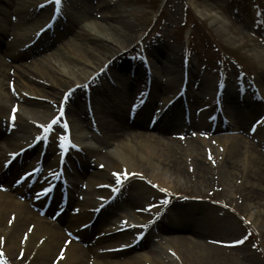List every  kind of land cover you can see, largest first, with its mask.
I'll return each instance as SVG.
<instances>
[{
    "label": "bare ground",
    "instance_id": "obj_1",
    "mask_svg": "<svg viewBox=\"0 0 264 264\" xmlns=\"http://www.w3.org/2000/svg\"><path fill=\"white\" fill-rule=\"evenodd\" d=\"M11 1L13 2L9 3L7 1L8 9L0 10V14L5 17L17 15L18 21L16 24L11 23V30L18 28L19 25L27 24L28 21H32L33 18L37 16L43 18L46 12L45 10H36V8L34 11L33 9L27 11L26 0ZM71 1L73 4H76L75 6H80L79 2H81V4L84 5L82 9H85L82 16L75 17L74 19L69 18L67 24L70 23V27L68 29L73 32L75 29L72 28H76L80 21H88L91 19L96 7L91 5L89 0L79 2L78 0ZM107 9L111 10L110 3H104L102 5V11ZM101 18L103 22H99L100 24L98 22H92L95 26L94 29L99 35L92 33L91 31H93V29H91V31H83L78 33L76 39L69 41L67 44L68 46L75 47L74 51L81 55V58L87 63L92 65L95 64L94 66H96L98 62L97 59L91 55L92 52L101 56L114 50L110 45L104 43L102 38L108 37L113 40L118 37L116 27L112 23L117 21L120 22V13L117 11L112 13L105 12V15H102ZM41 22L42 21H39V23ZM39 23H36L34 27L30 28V31L32 32L34 29H37L36 27H39ZM213 23L216 25L217 29L224 32L228 30V28H226V21L223 17L214 18ZM104 24H106V26ZM66 26L67 25H64V27ZM123 28L125 29V27ZM6 34V31L1 32L0 45L5 44L4 37ZM125 34L131 36L130 32H125ZM61 35H63V33ZM78 38H80V43H76V40H79ZM55 39L54 36H52V38L42 42L40 45H33L24 51H21V47L16 48L17 45L15 46V43L10 45L6 43V45L3 46L2 54L4 57L13 60V63L9 64L0 57V151L4 150L2 152L3 156L7 149L15 151L13 147L19 148L17 140H21L19 137L20 134H26V137L28 136L26 140L37 134L39 130L35 125L36 121L45 122L50 116L48 113L53 107L50 104L46 105L47 100L42 102L28 99L23 95L21 90L29 92L27 94L41 95V97L45 99L48 98L46 93L56 97V95L59 94L57 91L59 87L71 83L60 77L64 75L72 76L73 85L79 81H86L92 71H97L99 67L96 66L93 69L85 70L82 75L76 76L72 69L75 60H72V62L65 61L61 57L60 53L57 52L60 48L54 49ZM17 40L19 41V39ZM116 40L119 41L120 44H123V40ZM128 45L129 44L125 46L122 45L124 50L125 48L128 49L126 47ZM79 47L88 50L90 54L87 55L83 51H80L78 49ZM50 50H56L57 53L47 54ZM131 50L132 49L124 51L112 61V64L110 63L105 68V70H108L110 73V76L117 78L122 84L118 89H114V91H116V99H111L107 96L109 92L108 89H110L109 86L104 85L105 88H99L96 92H101L103 94V99L97 100L94 95L90 96L89 99L91 100H87V102L91 104L94 112V115L91 116L87 113L86 101L82 99V94L80 93L81 89L77 88V97L74 94H72V96L68 94L67 101H69V103L64 106L67 118L71 123L72 132H74V139L83 144V134L80 131V134H78L79 129L94 130V132L98 134V137L95 136V139L99 144V149L82 148V151L85 153L84 155L88 156L89 159H84L85 156L82 154L80 155V171H77L73 176V189L75 192L82 191L78 185L79 180L85 179L87 181L90 189L84 194H88L86 198V202L88 203L87 208H91V210L79 212V215L75 217L69 216L65 218L64 215H62L56 222H52L45 217H41L39 213L41 206L40 203L35 201V198V200H31L30 198L29 200L21 202L20 197H26L30 190H26L24 186L19 188L14 187L12 185L13 176L17 173L19 165H23L25 162L26 156L30 157L33 151H38L37 148L41 150L43 147L42 144L35 145L34 149L31 147V150L23 155L20 162L14 158L9 164L5 165V161L9 158L8 156V158L4 160V163H0V182L5 181V183L7 182L10 186V191L7 193L0 190V251L12 264H189L190 262L195 263L196 261L203 263L207 259L213 260L209 249L222 250L223 244L217 241L218 239L215 237L220 234L218 232H212L218 229L216 226L218 223L217 218L203 212L206 209H210V207H202L201 210L203 211H201L200 214L203 216L197 219V223L203 222L205 224L204 227L203 225L196 227L195 224H190L195 219L189 215L188 217H183L181 214H178L180 216L171 219L167 216H162L161 218L158 217L155 221L154 219L149 220L147 217L149 211L144 203L148 201L145 192H152L153 187L155 189H163V191L170 188L178 195V198L182 196H193V188L198 190L199 193L197 196L208 195L223 198L218 187L220 182L223 180L226 183L234 174L235 176L239 174L245 179L244 185L240 186L242 189H240L238 193L235 192L230 198L229 203L234 208L242 202L243 206L246 204L256 209L263 208L264 190L262 184H264V144L258 135L253 136L251 139L240 136L222 138L211 137L210 140L216 141L219 148L222 150L216 153L215 148H213L214 152L204 153V156H202L198 151L202 145H208L206 139L209 138H205L207 136L206 131L208 130V126L205 119L202 117H199L200 119H198V121L195 120V124L196 126L202 127L200 129L204 130V137H193L191 135L185 138L184 142L176 137L177 128L173 126L155 125L154 130H158V136H150L143 131L149 130L148 114L149 111L153 109L154 105L161 100H166V96L169 93L175 94V92L171 90L176 88L179 89V87L181 90L182 80L185 78V74H183L185 68L182 58L179 57L177 52L173 49L158 43L156 45L150 44L147 50H145L146 56H149L152 69V73H150L153 79L151 90L152 100L148 107L142 110L141 114L129 119V113L131 112L130 104L133 102L132 98L135 95L136 89L138 87L140 88L146 76V71L144 67H142L143 64L139 62L140 60L136 61V63H130V60L126 59V53L131 52ZM134 52L135 51L131 53L133 54ZM42 54L45 55L41 56ZM25 56H34V65H36V73L34 75L28 74L31 70L28 65L19 66L17 64V61ZM254 56L264 63V49L255 51ZM39 57L42 59L40 60ZM120 59H122L123 63L118 64V60ZM56 60L65 64V66L68 67V72L50 64L51 61ZM106 61L107 60H104L103 64ZM103 64L100 67H102ZM39 66H42L43 70ZM130 66L136 76V79L132 82L128 81L126 77V73L130 70ZM10 68L15 69V73H17V75H14L15 78H13L12 73L9 71ZM156 71L163 74V76L165 74L171 76L173 79L172 82L168 84L162 83L156 75ZM70 72L72 73L69 74ZM105 74L106 71L102 74L104 80L106 78ZM186 78L187 84L185 90L187 91V89L194 87L198 89L197 93H200L199 96L198 94L194 95L196 97L195 102H199V100L212 101L218 92L216 84L217 78L207 75L202 76L199 72L194 71L192 66H189L187 69ZM12 79L16 80L14 86L18 88V91H14L13 93L8 89L10 88ZM224 79L227 78L224 77ZM94 80L95 78L91 79L90 82ZM32 82L39 83L40 86H36ZM257 83L260 87L263 102H253L252 98L255 96L254 93L245 92L246 95L243 94L240 96L235 86L231 84V82H228V80L227 85H225L220 92V95H225V101L228 106H237V103H240V101L249 106V110L242 113L240 118L236 117L241 127H246L256 119L255 116L258 114L259 110L264 107V79L261 77L259 81L257 80ZM45 86L52 87L56 89V91L53 89L45 91ZM98 93H96V95ZM162 95H165V97ZM8 103L17 105L18 108H20V111L17 113V118H14L11 126H9L11 120L8 114L11 109L8 108L6 113ZM21 110L26 111V114H30L32 118L28 119L23 116ZM13 127L14 131L11 130ZM223 128H230V125L225 124ZM179 133H182V130H180ZM125 135H130L131 139H126L124 137ZM168 135H171L170 138ZM35 137L36 136H34L32 140H34ZM52 144L55 145L54 142H52ZM69 148L68 154L76 152L74 151L75 147L72 145H70ZM213 153H215L214 156H212ZM42 154L44 162L49 163V167H56L57 169V156H54V151L52 149L49 151L46 150ZM42 158L40 157V159ZM242 161L247 163V168L243 167ZM16 162L19 163L16 164ZM91 164H94L95 169L91 168ZM74 166L77 165L74 164ZM6 169H8L9 174L5 171ZM28 169L29 168H25L24 171ZM54 170L55 169H51L50 171ZM117 174H120V178L127 175L137 180L138 186L135 190L136 193L126 194L120 202L115 203L111 207L109 206L112 202H109L98 210L102 202L109 201L113 197L109 191L104 195V200L100 203L97 202L94 197L91 198L92 193H96L95 187L101 183H105V181L101 179L117 178ZM167 176H173L177 181L181 182L183 180L184 182L182 185L175 188V186L173 187L169 184ZM202 188L204 191L201 190ZM228 188L231 191L233 189L229 180L226 189L228 190ZM74 191L72 193H74ZM69 192L68 190V193ZM118 196H120V194L116 192L112 201L118 199ZM167 198L168 196H166V199ZM73 201L74 198L71 195L68 207L71 206L70 203ZM34 207H37L38 211ZM52 211L53 209H49L46 213L50 215ZM118 211L121 212V215H123L125 211H129V213L133 214L134 218L139 217V219L145 220L147 228L150 227L151 224H154V230L158 229V232L165 236L167 240L166 246H161L160 248L149 247L145 255L115 260L113 256L123 255L125 253L114 252L108 249L114 248L116 245H98L112 239L116 235L117 229H127L130 226L128 222L119 224L120 221L117 220L118 224L114 223L117 225V229L115 227L114 229L103 228L98 237L91 236L92 233L89 232L88 229L85 231L78 229L80 225L87 222L89 227L91 225V230L102 228L106 222L111 221L112 215H114L115 212V216H117ZM95 214L96 216H94ZM121 218H124V216H121ZM78 222L79 224H77ZM141 242L142 240L138 244ZM223 242L228 241L225 240ZM85 243H88L86 248L83 247ZM133 249L134 248L131 250ZM168 251L174 254L173 256L176 260L173 259L174 257L172 255L166 254ZM162 252L166 254L163 255L164 260L159 257ZM171 258L174 261H171ZM179 259H181V261H179Z\"/></svg>",
    "mask_w": 264,
    "mask_h": 264
},
{
    "label": "rangeland",
    "instance_id": "obj_2",
    "mask_svg": "<svg viewBox=\"0 0 264 264\" xmlns=\"http://www.w3.org/2000/svg\"><path fill=\"white\" fill-rule=\"evenodd\" d=\"M12 3L11 0H0V10L8 9V4ZM26 10L30 11L31 9L41 7H46V12L44 14V18H40V16L33 18L32 21H28L27 24L19 25L18 28H15L14 30H11L12 25L16 24L18 21L17 15H10L9 17H5L2 14H0V34L3 31H6V35L4 37L5 44L0 45V57L3 58L7 63H13V60L10 58H5L2 54L3 46L6 45V43L13 44L15 43L16 48L22 47L27 41L31 39L33 33L30 31L32 27L36 25V23H39V21L44 20L47 16H49L51 12V0H26ZM48 1V2H47ZM83 1V0H78ZM89 3L96 7V10L94 11L93 15L91 16V19L88 21H80L79 24H77L76 28L73 32L72 30L68 29L70 27V23L66 24L67 26L64 27L62 23L61 26L58 27V29L55 31V47L54 49L60 48L59 52L61 57L65 61H71L75 60V64L72 65L73 73L77 75H82L85 70H90L91 68H95L96 66H99L97 68L98 75H101L100 71L105 68L106 65H109L112 60L116 59L120 53L124 51L123 46L126 44H129L126 46L127 48H130L135 45V48H132L133 51L136 52H145L147 50L148 46L150 44H162L165 45L168 48L173 49L177 52V55L181 57L182 59L190 58L193 60V63L196 66V71H199V73L207 76H211L214 78H217V80H220L222 75L228 76V82H232L233 84L237 81L240 82L239 86H243L247 83L254 82L255 85H253L258 92H260V87L258 86L257 80L259 81L260 78L264 79V63L260 61L256 56H254V52L257 50L264 49V0H89ZM104 3H110L111 10H104L107 13H112L114 11H117L120 13V22H114L112 23L118 32V37L116 39L123 40V44H120L119 41L116 39H109L108 37H103L102 41L108 45H110L114 50L110 53H107L105 55L99 56L97 53H91V55L94 56V58L97 59L96 66L87 63L84 59L81 58V55H79L77 52L74 51L75 47L68 46L67 44L69 41H72L73 39H76V36L78 33L83 31H91L94 34H98L96 30L94 29V25L92 22H103L102 15H105V12L102 11V5ZM80 6H75L76 4H73L71 0H64L63 1V7L65 6L67 13H65V18L63 21H66L69 18H75L82 16L84 14L85 9H82L84 5L79 2ZM50 6V8H49ZM113 7V8H112ZM187 7L189 10H186ZM189 17V22L185 23L187 25H184V21ZM222 18L226 21V28L228 30L226 32L217 29L216 25L213 23L214 18ZM42 19V20H41ZM122 20V21H121ZM37 21V22H36ZM41 24V23H39ZM92 24V25H91ZM100 24V23H99ZM106 26V24H104ZM125 27V29L123 28ZM8 31V32H7ZM125 32H130L131 36H128L125 34ZM63 33V35H61ZM51 35V33L49 34ZM49 35H44L39 41L40 45L42 41H47L50 37ZM80 35V34H79ZM99 35V34H98ZM52 36V35H51ZM111 38V37H110ZM19 39V41L17 40ZM79 40H76V43H80ZM136 39V40H135ZM17 40V41H16ZM135 40V41H134ZM86 41V40H85ZM156 42V43H153ZM137 44V45H136ZM139 44V45H138ZM123 45V46H122ZM152 46V45H151ZM80 51H83L85 54H90V52L84 48L79 47ZM121 49V50H120ZM126 49V48H125ZM120 50V51H119ZM56 50H50L47 52V54L55 53ZM56 52V53H57ZM136 54V53H135ZM135 54H129L126 55V59L130 60L131 63V56H136ZM45 54H42L41 56H44ZM117 56V57H116ZM109 59H108V58ZM41 60L42 58L39 57ZM49 59V58H48ZM99 59V60H98ZM101 59V60H100ZM107 60L105 64L100 67L103 64V61ZM117 61V60H116ZM92 62V61H91ZM122 59L118 60V63L121 64ZM203 62H205L203 64ZM34 56H25L17 61V64L20 65H28L30 67V71L28 74H35L36 73V65H34ZM123 63V62H122ZM51 65H55V67H59L63 69L65 72H68V67L65 66V64L56 61H51ZM147 64V63H146ZM203 64V65H201ZM148 65V64H147ZM42 70L43 67L39 66ZM57 68V69H59ZM194 70L195 67L193 66ZM115 69V68H114ZM9 71L12 73V75H17L15 73L14 68H10ZM106 71V70H105ZM95 72L96 70L92 71ZM108 72V70H107ZM70 72L69 74H71ZM109 76L107 79L111 82L108 83L107 80L104 79H97L92 84H87L88 88H85L86 90L83 91V95L88 93V90H90L92 93V96H96L97 100L103 99V94L100 92H96L100 85L102 84V87L104 85L109 86L110 89H108V94L111 99H116V91L114 89H118L122 84L118 81L117 78L111 76L108 72ZM126 77L128 81H134L131 80L130 74L131 69L127 71ZM156 75L158 76L159 80L164 83L168 84L172 82V77L165 74H160L156 71ZM60 77V76H59ZM176 77V76H173ZM239 77V79H237ZM63 80H68L71 83L63 85L62 87H59L57 89L58 93L56 97L50 95L49 93H46L48 96L46 105L50 104L53 107H55L58 104L59 97L61 96V93L65 91V89H69L72 86L73 77L69 75H64L62 77ZM170 78V79H169ZM242 80V81H241ZM263 81V80H262ZM13 85L16 84V80L12 79ZM36 86H40L39 83L32 82ZM99 83V84H98ZM135 83V82H134ZM231 83V84H232ZM82 84V83H81ZM80 84V85H81ZM119 85V86H118ZM238 85V84H237ZM264 85V83H263ZM12 87V86H11ZM14 87V86H13ZM12 87V88H13ZM74 87V85L72 86ZM234 88V87H233ZM9 90L11 88H8ZM56 91V89L52 87L45 86V91L50 90ZM18 90V88H17ZM44 90V89H43ZM178 89L171 90L172 92H176ZM12 91V90H11ZM138 91L136 89L135 93ZM198 89L190 88L189 94L190 101L195 100V96ZM82 93V92H81ZM96 93H98L96 95ZM142 92L138 95L141 96ZM171 93H169L167 96L169 97ZM173 95V94H172ZM36 97H41V95H35ZM165 97V95H162ZM33 99L40 100L41 98H36L34 96H31ZM82 99H85L82 97ZM193 104L194 108L198 107H208L209 102L207 100L201 101V102H194ZM6 109V113L8 108L11 107V103H8ZM175 106V105H174ZM173 106V107H174ZM58 106H56L55 109L51 110L48 114H53ZM173 107H171L169 110H171ZM154 108V107H153ZM249 108L245 103H237V106H229V112L232 114L234 113H244ZM168 110V111H169ZM264 112V107L260 109L258 112L259 114L255 116V118H258L262 113ZM26 111L21 110V114L25 116L28 119H31L32 116L30 114H26ZM93 110L92 106L89 109V114L93 116ZM150 113V112H149ZM170 114L175 115V119H169L162 121H159L160 126L162 125H174L176 124L179 128L177 130L176 134H180L178 131H180L182 128L181 126H184L185 121L182 119V113H181V107H175L172 109ZM49 116V115H48ZM150 117V115H149ZM179 119L178 123H174L172 121ZM93 120V119H91ZM68 121V130L71 131L72 134V127L69 120ZM182 121L184 123H182ZM238 123V120L236 118L232 119L233 127L229 130H219L212 134L214 138L219 137H232V136H240V137H246L247 133V127H241ZM241 128V129H238ZM245 128V129H244ZM53 136H55V139L60 137L62 132L65 130L62 128V123L60 125L56 124L54 126ZM131 130V129H130ZM83 134V144L80 142L78 143L76 140V144L80 146V148H95L99 149V144L97 143L95 136L98 134L94 132V130L90 129H79L78 134L80 132ZM147 135L150 136H158L159 132L158 130H143ZM257 132H262L264 134V124L256 129ZM30 134V132H29ZM192 134V133H191ZM191 134H185L183 132L184 137H189ZM201 135L200 133H194L192 135ZM24 135V136H21ZM203 135V134H202ZM171 135H168L170 138ZM20 139L17 140L19 147L26 144L29 140H26V134H20ZM98 137V136H97ZM126 139H131L130 135L124 136ZM50 138V137H49ZM23 139V140H22ZM184 139H181L182 141ZM208 142V145L201 146L198 153H200L202 156H204V153L208 152H215L218 151L221 152V148H219V145L216 141L213 140H206ZM184 142V141H182ZM57 146H59V143H56ZM56 146V151H58ZM52 147V142L50 143V150ZM18 147H13L14 150H16ZM224 148V147H223ZM53 149V148H52ZM225 149V148H224ZM4 151V150H3ZM3 151H0V154L2 155ZM9 149L6 150V153H9ZM77 153L82 154V151H76ZM215 153H213L212 156H214ZM211 156V155H210ZM69 156L68 161L70 162L71 166L68 167V164L64 166L65 171L67 174L71 177L72 183H74L73 176L77 171H80V168H77V166H74L73 160L75 158ZM86 159H89L87 156H85ZM76 164L78 165L79 159L76 158ZM243 167L247 168V163L245 161H242ZM28 168V167H27ZM91 168L95 169L94 164H91ZM18 174V172L13 176V178ZM145 174V173H143ZM13 180V179H12ZM85 180V179H83ZM79 180L78 185L81 188V192H75L73 193L74 201L71 203L70 208L63 214L65 218H68L69 216H74L77 212H85L88 211L87 205V197L88 194L86 193L87 190L90 189L88 187L87 181ZM101 180L111 182V185L114 183L116 185L122 184L124 185V195L136 193V189L138 186V183L136 181H132L131 178H128L127 176L120 180V183H117V180L110 179V178H103ZM228 180L229 183H231V186L233 187L232 191L228 188ZM225 183V181H221L219 184V189L221 191V196L223 198H218L215 196H197L199 193L198 190L195 188L192 189L193 196H182L181 198H178V195L172 191V189L167 188L166 191H163V189H155L153 188L152 192H145L146 197L148 198V201L144 202L146 206L149 209V215L147 216L150 219L157 218L158 215L161 216H167L169 219L175 218L177 216H180L178 214H181L183 217L192 216L195 220L191 222L190 224H195L196 227H199L200 225L205 226V224L197 223V219L202 217L201 210L202 207L209 206L210 209H206L203 211L206 214H209L215 218H217L218 223L216 224L217 228L212 232H218L220 235L216 237L218 239L217 241H220L223 244L222 250H213L209 249V252L211 253L213 260L207 259L203 263L196 261L190 262L189 264H264V206L263 208H253L249 205H244L243 202L241 204H238L236 208H234L230 203V198L236 193L240 192V189H242L240 186L244 185L245 179L244 177L240 176L239 174L235 176V174L230 177ZM83 181V182H82ZM167 181L171 186H180L183 184V180L181 182L177 181L173 176H167ZM7 183V182H6ZM5 181L0 182V188L3 187L4 184H6ZM248 184V183H247ZM249 185V184H248ZM226 187V188H225ZM262 188L264 190V184H262ZM94 189V188H93ZM139 190V189H138ZM204 191V189H201ZM226 190V191H225ZM5 191V190H4ZM135 191V192H134ZM8 192V191H6ZM96 196L92 193L91 198ZM165 196H169L170 199H168L167 202L163 201ZM123 197V196H121ZM26 197H20L21 202ZM81 198H85L84 201H81ZM121 200V199H120ZM119 200V202H120ZM163 202V203H162ZM173 202H176L175 204ZM84 203V204H83ZM118 203V201L116 202ZM248 203V202H245ZM87 208V209H86ZM56 210V209H55ZM195 212V213H194ZM52 213L50 216L45 217L47 220L52 219L53 217ZM116 214V212H115ZM112 215V219L109 222H106L104 224V227L102 228H95L94 230H90L89 232L92 233L91 236H98L101 233V229L109 228L112 226H115L114 223H117V220L121 221L126 220L131 223V225L135 228H140L143 226V222L137 219H134L133 214L129 213V211H125L123 215H121V212H117V216ZM131 214V215H129ZM79 213L77 214V216ZM121 216H124V218H121ZM81 223V222H80ZM79 224V222L77 223ZM82 226V225H80ZM135 228H131L124 233L116 234L112 239L107 240V242L99 244L98 246H113L116 245L114 248H110L111 250L114 249L119 252H124L125 254H120L113 256L115 260H123L128 259L133 256H139V255H145L147 253V250L149 247L152 248H160L161 246H166V238L163 236L160 232H158V229L152 230V225L150 226V229L147 232V235L142 241L143 243L139 245L137 248L131 250L129 249L128 252H126L124 249H127V247L131 246V239L133 240L134 236L137 233ZM90 233V234H91ZM189 235V234H187ZM228 242H223V241ZM235 241H242V243H235ZM88 243L83 244V247L86 248ZM118 245V246H117ZM174 255L171 251L166 252V254ZM164 252H162L159 257L163 258V255H166ZM208 254V253H207ZM174 257V256H173ZM0 259L3 260L4 264H12L9 260L4 261V256L0 254ZM113 259V260H114ZM175 259V257L173 258ZM171 258V261L173 260ZM164 260V258H163ZM176 260V259H175ZM169 261V260H167ZM174 261V260H173ZM181 261V259H179ZM175 263V262H174ZM176 264V263H175ZM183 264V263H179Z\"/></svg>",
    "mask_w": 264,
    "mask_h": 264
},
{
    "label": "snow or ice",
    "instance_id": "obj_3",
    "mask_svg": "<svg viewBox=\"0 0 264 264\" xmlns=\"http://www.w3.org/2000/svg\"><path fill=\"white\" fill-rule=\"evenodd\" d=\"M53 2L57 6H59L61 4V0H53ZM58 10H59V8H57V11ZM66 99H68L67 95L65 96V100ZM62 116H63V110L61 109L59 111L58 116L53 117V119L47 125H41L40 127L43 128L45 133H48V132L54 131L53 125L62 123V128L65 131L62 132V134L59 137V140L61 141L59 147L66 151L68 146L71 145V140H70V138L67 134V131H66L68 128L67 122L66 121L61 122V120H60V117H62ZM12 118L14 119V117H12ZM42 139H44V137H40V136L36 137V140H42ZM72 146L75 147V145H72ZM25 175H28V173H25ZM117 183H120V174H117ZM47 191H48V189H42V192H47ZM113 191H115V189H113ZM165 202H167V201H165ZM235 243H242V241H235Z\"/></svg>",
    "mask_w": 264,
    "mask_h": 264
}]
</instances>
